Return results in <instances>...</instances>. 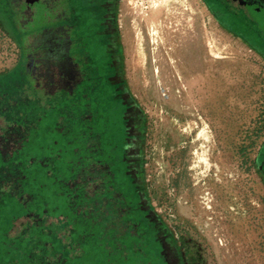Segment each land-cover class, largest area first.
Listing matches in <instances>:
<instances>
[{
	"label": "rangeland",
	"instance_id": "1",
	"mask_svg": "<svg viewBox=\"0 0 264 264\" xmlns=\"http://www.w3.org/2000/svg\"><path fill=\"white\" fill-rule=\"evenodd\" d=\"M51 8L0 0V264H173L127 179L125 190L100 181L106 156L95 159L122 136L120 112L92 106L85 127L77 98L103 46L84 21L64 62L36 32ZM115 11L120 74L141 114L132 174L168 250L178 264H264V14L240 0H115ZM152 33L169 51L194 40L196 65L157 72Z\"/></svg>",
	"mask_w": 264,
	"mask_h": 264
},
{
	"label": "flooded vegetation",
	"instance_id": "2",
	"mask_svg": "<svg viewBox=\"0 0 264 264\" xmlns=\"http://www.w3.org/2000/svg\"><path fill=\"white\" fill-rule=\"evenodd\" d=\"M19 1L23 4L24 0ZM240 1L246 7L253 10L256 14H264V0ZM50 4L52 6L51 10H53V17L49 19V22H45L44 24L39 25L36 29V32L38 33V36L42 35V37L47 38L42 39L49 41V43L47 44L49 48L53 43L52 50L54 51V53H56L57 56L63 58L64 62L67 61L69 57L70 59L72 58L73 53L71 54V51L75 50L74 44L76 45L78 42V40H76V42L74 43L72 41L74 39H72L71 37V39L69 38V33L73 38H75L74 27L77 25L79 26L80 23H83L84 21L86 24H89V27L87 28V36L90 38V34H93L91 39L94 40L95 35L103 46L102 54L104 58L102 64H100L101 68H98L96 66L98 70L95 71L94 75L90 76L89 78L87 76L86 78L84 77V80H82L78 84L79 98H77V102L79 99V110L81 105V111L83 113L82 117L85 118V127L86 117L88 116L87 110L90 111L93 107L94 111L98 108L103 112L109 114V110H111L113 106H116V108H118L120 112L119 123L122 127V136H120L118 131H116L119 139L117 140L115 147L109 143L108 146L105 147V150H100V157H97L95 159V161L97 162L99 158L101 159L102 157H104V155L106 156V158H103L100 162L102 163V167H105L103 169L104 173L100 172L99 174L100 181L101 179H103L105 182L116 181L113 180V178L116 176L117 183L119 185H122V181H126L125 178L127 179L131 188L133 189V191H135L137 199L136 207L138 208V211L142 213L146 225L153 228L154 232H157L156 239L160 243V245L165 248L167 253L166 257H168V260L173 264H178V258H174L176 254L175 252H173V249H171V251L168 250V248L170 247V245H168V236L166 235L165 231L163 232V234H161V222H159L154 213H152L151 210L147 208L148 204H143V193L138 185L140 180L136 179V174H132V167L137 166L139 159L138 155L136 154V149L141 143V114L129 91H127L120 74L118 59V28L115 11V0H50ZM27 12L28 10L25 9H22L20 11L22 22H24L23 17L27 14ZM87 26L88 25H86V27ZM22 32L23 30L20 29L19 34L17 33L21 48L17 65L21 62L24 53L21 38ZM75 57L74 59L76 60L77 55ZM64 62L62 64L65 65ZM94 66L95 65L92 64L89 67L90 69H92L91 73L93 72ZM80 70L81 68L78 69V72H80ZM3 76L4 75H0V79ZM92 83H94V88L91 93H87L88 88H90ZM100 95L102 96L100 97ZM60 101L64 102L63 99ZM106 144L107 142L105 143V145ZM128 150H131V152L133 151L136 156L134 154V156L132 155V157H130ZM120 171L125 175L123 180L122 178L118 177ZM104 186L107 187V190L110 187L111 190L114 189L112 185H103V187ZM101 187L102 184L100 185V188ZM122 187L125 190V187L123 185ZM114 196V191H110L109 197L105 196L104 198L109 199L111 203L116 206L118 203H124L127 207L132 205L131 202V204L128 202L129 199L127 197L123 196L122 199H119L118 197L114 198ZM162 259L164 263H166L165 256H162Z\"/></svg>",
	"mask_w": 264,
	"mask_h": 264
},
{
	"label": "bare ground",
	"instance_id": "3",
	"mask_svg": "<svg viewBox=\"0 0 264 264\" xmlns=\"http://www.w3.org/2000/svg\"><path fill=\"white\" fill-rule=\"evenodd\" d=\"M159 20H160V22H158V24H157V25H159L158 28L161 29L162 36L163 35L165 36V35H167V31L165 30V26H164V23H165L164 22V18L158 17L157 21H159ZM152 31H155V30L153 29ZM152 34H154V35L151 38L152 41L148 43V46L153 47V56L155 57V64L154 65L156 66L155 70L157 72H159L161 74L162 70H164L167 67H169V65L172 66V63H173L174 66L176 64L178 73H181V66L184 65L186 62L189 63L190 65H192V64L196 65V63L194 61L191 62V60L188 59V58H192L195 55V53H196L195 52V48H194V40H192V39H188L187 40V38L182 40V38H184V37H182L181 39L178 38L180 41L178 40L177 44L169 51V50H166L167 44H164L162 42L161 46H159V44H158L159 42L158 43L156 42V38L158 36L154 37L156 34L155 33H152ZM165 40H166V37H165ZM175 49L177 51H175ZM163 52H164V55L162 56ZM173 53H175V54H173ZM174 56H176V57H174ZM169 58H170V60H169ZM162 74H163V72H162ZM157 78H158V83L161 84V79H160L161 76H158Z\"/></svg>",
	"mask_w": 264,
	"mask_h": 264
},
{
	"label": "trees",
	"instance_id": "4",
	"mask_svg": "<svg viewBox=\"0 0 264 264\" xmlns=\"http://www.w3.org/2000/svg\"><path fill=\"white\" fill-rule=\"evenodd\" d=\"M235 18V17H234ZM252 22V21H251ZM258 32L261 34L262 32H260V30H258ZM263 34V33H262ZM106 186H104V188H105Z\"/></svg>",
	"mask_w": 264,
	"mask_h": 264
}]
</instances>
